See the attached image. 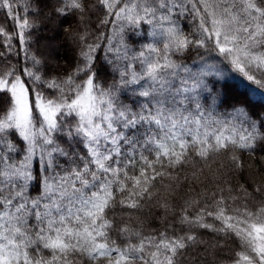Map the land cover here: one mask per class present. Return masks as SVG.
<instances>
[{
	"label": "snow or ice",
	"instance_id": "obj_1",
	"mask_svg": "<svg viewBox=\"0 0 264 264\" xmlns=\"http://www.w3.org/2000/svg\"><path fill=\"white\" fill-rule=\"evenodd\" d=\"M229 70L264 88V0H0V264H264Z\"/></svg>",
	"mask_w": 264,
	"mask_h": 264
},
{
	"label": "trees",
	"instance_id": "obj_2",
	"mask_svg": "<svg viewBox=\"0 0 264 264\" xmlns=\"http://www.w3.org/2000/svg\"><path fill=\"white\" fill-rule=\"evenodd\" d=\"M195 55V53H193ZM223 67V65H221ZM258 86L248 82L242 74L229 70V77L226 81V90L230 96L239 98L250 97L257 105H264V88L259 90ZM199 187V185H198ZM203 189L201 188V191Z\"/></svg>",
	"mask_w": 264,
	"mask_h": 264
}]
</instances>
